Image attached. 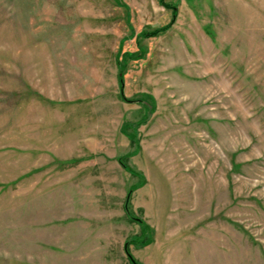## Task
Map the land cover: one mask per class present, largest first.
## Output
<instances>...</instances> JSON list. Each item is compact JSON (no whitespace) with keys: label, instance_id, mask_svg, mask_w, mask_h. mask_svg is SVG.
<instances>
[{"label":"rangeland","instance_id":"374dc122","mask_svg":"<svg viewBox=\"0 0 264 264\" xmlns=\"http://www.w3.org/2000/svg\"><path fill=\"white\" fill-rule=\"evenodd\" d=\"M126 244L264 264V0H0V264Z\"/></svg>","mask_w":264,"mask_h":264},{"label":"trees","instance_id":"16d2710c","mask_svg":"<svg viewBox=\"0 0 264 264\" xmlns=\"http://www.w3.org/2000/svg\"><path fill=\"white\" fill-rule=\"evenodd\" d=\"M166 6L167 7H171L172 8V13H173V17H172V19H171V21H170V23L169 24H167V25H165V26H162V27H160V28H157V29H155V30H152V31H149V32H144V33H142V37H144V36H156V35H158L159 33H161V32H164V31H166L168 28H170V26L172 25V23L174 22V20H175V17H176V15H177V9H176V7L175 6H170L169 4H166ZM123 65H120V72H119V83H120V95H121V98L122 99H126V97L124 96V91H123V88H124V86H123V84H124V81H123V75H124V72H123ZM125 252H126V254H127V256H128V258H129V260H130V262L132 263V264H139L138 262H137V260L131 255V253L129 252V250H128V244H126L125 245Z\"/></svg>","mask_w":264,"mask_h":264}]
</instances>
